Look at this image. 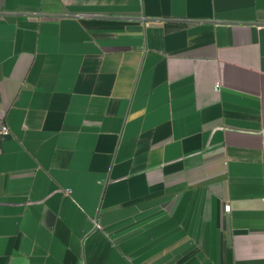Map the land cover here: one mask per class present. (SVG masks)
<instances>
[{"label":"crops","instance_id":"crops-1","mask_svg":"<svg viewBox=\"0 0 264 264\" xmlns=\"http://www.w3.org/2000/svg\"><path fill=\"white\" fill-rule=\"evenodd\" d=\"M0 264H264V0H0Z\"/></svg>","mask_w":264,"mask_h":264},{"label":"built area","instance_id":"built-area-1","mask_svg":"<svg viewBox=\"0 0 264 264\" xmlns=\"http://www.w3.org/2000/svg\"><path fill=\"white\" fill-rule=\"evenodd\" d=\"M1 132H2V133H7V132H9V128H8V126H7V125H3L2 128H1ZM230 207H231V206H230L229 204L226 205V209H227V210H230Z\"/></svg>","mask_w":264,"mask_h":264}]
</instances>
